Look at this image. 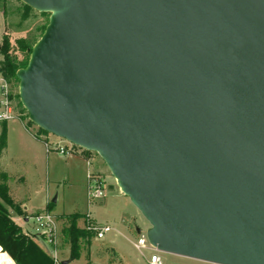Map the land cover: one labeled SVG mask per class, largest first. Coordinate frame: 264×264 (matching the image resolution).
Segmentation results:
<instances>
[{
    "label": "water",
    "instance_id": "water-1",
    "mask_svg": "<svg viewBox=\"0 0 264 264\" xmlns=\"http://www.w3.org/2000/svg\"><path fill=\"white\" fill-rule=\"evenodd\" d=\"M19 1L49 15L28 120L102 159L154 250L264 264V0Z\"/></svg>",
    "mask_w": 264,
    "mask_h": 264
},
{
    "label": "rangeland",
    "instance_id": "rangeland-1",
    "mask_svg": "<svg viewBox=\"0 0 264 264\" xmlns=\"http://www.w3.org/2000/svg\"><path fill=\"white\" fill-rule=\"evenodd\" d=\"M48 17V14H40L32 9L27 11L19 0L6 1V30L3 39L9 42L13 56L19 60L25 57L24 53L17 50L16 41L24 39L30 43L36 42L48 24ZM11 91L14 96L15 117L6 121L7 146L0 159V173L7 174L6 184L11 201L7 209L22 232L30 236L36 234L33 216L48 212L55 217L59 230L56 248L53 250L41 239L36 238L54 257L55 264H151L152 255L159 258L160 264H210L158 252L148 246V242L146 248L136 249L134 244L141 236H145L150 226L129 199L119 191L102 159L96 153H83L81 149H75V154H81L89 159V162L86 165L81 157H74L71 159L79 165L75 169H68L67 155L54 152L47 158L43 140L49 144H70L51 134L41 135L38 139L40 142H36L34 138L38 128L32 124L28 131H25L22 126V123L25 124L29 120L27 112L21 104L19 105V97H15L18 95V84L14 83ZM2 124L3 122H0V130ZM70 171L75 173L71 174ZM87 173L98 176L105 185L104 196L99 200L91 201L87 197ZM0 183H3L1 178ZM72 215L82 217L77 221L79 228L108 226L110 230L105 232L101 239L94 236L90 246L83 244L80 258L71 261L69 246L62 242L61 229L68 225V221L63 217Z\"/></svg>",
    "mask_w": 264,
    "mask_h": 264
},
{
    "label": "trees",
    "instance_id": "trees-1",
    "mask_svg": "<svg viewBox=\"0 0 264 264\" xmlns=\"http://www.w3.org/2000/svg\"><path fill=\"white\" fill-rule=\"evenodd\" d=\"M6 1L0 0V9L3 11ZM23 7L27 11L31 10L24 4ZM34 44L35 42L30 43L24 39L16 41L17 50L25 54V57L19 60L10 53L9 42L3 39V44L0 47V55L2 56L0 60V73L11 86L14 83L18 84L15 76L16 71L27 65ZM13 97V94H11V99ZM15 97L17 98L18 95L16 94ZM4 123L0 130V159L6 148L7 141V131ZM31 125L30 121L24 124L27 130ZM44 134L46 133L38 129L36 138L39 139ZM82 151L83 153L89 152L86 150ZM0 178L3 182L0 183V264H12V261L14 264H55L54 257L39 244L36 237L24 234L21 228L13 221L10 211L7 209L11 205L6 184L7 174L1 172ZM81 218L80 215L63 217L64 220L68 221V225L61 229L62 242L69 246L71 261L80 258L82 245L86 244L90 246L91 240L95 236L93 231L78 227L77 221ZM84 222L86 223V220Z\"/></svg>",
    "mask_w": 264,
    "mask_h": 264
},
{
    "label": "built area",
    "instance_id": "built-area-1",
    "mask_svg": "<svg viewBox=\"0 0 264 264\" xmlns=\"http://www.w3.org/2000/svg\"><path fill=\"white\" fill-rule=\"evenodd\" d=\"M12 86L11 84L2 76L0 73V122H6L12 118H14L13 111V99H11L12 94ZM70 144V143H69ZM45 147L47 151H54L61 155H72L75 153V149L78 147L70 144L69 146L60 145L58 143L49 144L45 142ZM104 184L98 176L94 174L87 175V197L89 200H99L104 196ZM36 229L33 236L41 239L45 242L51 249H55L58 242V224L54 216L50 213L45 212L42 214H37L33 216ZM87 230L95 232V236L98 239L103 238L104 233L109 231L110 228L108 226L103 227H87ZM147 243L146 237L141 236L137 242L134 244L136 249L146 248L145 245ZM148 244V243H147ZM150 246V245H148ZM150 248V247H149ZM153 249V248H152ZM151 250V248H150ZM151 264H160V260L156 255H152L150 258Z\"/></svg>",
    "mask_w": 264,
    "mask_h": 264
},
{
    "label": "crops",
    "instance_id": "crops-1",
    "mask_svg": "<svg viewBox=\"0 0 264 264\" xmlns=\"http://www.w3.org/2000/svg\"><path fill=\"white\" fill-rule=\"evenodd\" d=\"M5 25H6V22H5V18H4V11L2 10V9H0V47H1V42H2V39H3V35H4V33H5V30H6V28H5ZM1 56V55H0ZM5 124V126H6V131H7V122H5L4 123ZM22 126H23V128H24V130L25 131H28L26 128H25V126H24V124L22 123ZM35 139V141L36 142H40V140H38L37 138H34ZM43 142V145L45 146V141L43 140L42 141ZM41 142V143H42ZM50 144H54V143H51L50 142ZM6 146H7V141H6ZM6 149V148H5ZM4 149V150H5ZM45 153H46V157L48 158L49 157V155H52V154H54V151H47L46 150V147H45ZM68 158V160L69 161H67L66 163H67V165H68V169H71V168H69V167H72V169H75V167L77 168L78 167V165H79V163L78 162H75V160H73V159H71V158H74V157H81L80 159H82V161L83 162H85V164L87 165L88 164V162H89V159H87L86 157H84V156H82L81 154H72V155H68L67 156ZM71 159V160H70ZM71 172V171H70ZM75 173V171H72L71 172V174H74ZM88 174V173H87ZM87 174L85 175V178L87 179ZM90 174V173H89ZM25 221H27V218L25 219ZM137 232L139 233L140 231L139 230H137ZM12 261V260H11ZM12 264H14L13 263V261L11 262Z\"/></svg>",
    "mask_w": 264,
    "mask_h": 264
}]
</instances>
